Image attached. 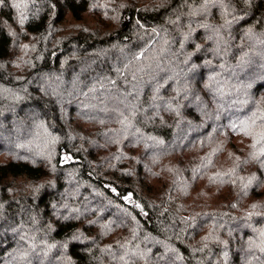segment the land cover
Segmentation results:
<instances>
[{
    "label": "trees",
    "instance_id": "16d2710c",
    "mask_svg": "<svg viewBox=\"0 0 264 264\" xmlns=\"http://www.w3.org/2000/svg\"><path fill=\"white\" fill-rule=\"evenodd\" d=\"M254 112L264 0H0V264H264Z\"/></svg>",
    "mask_w": 264,
    "mask_h": 264
},
{
    "label": "snow or ice",
    "instance_id": "6c2138e0",
    "mask_svg": "<svg viewBox=\"0 0 264 264\" xmlns=\"http://www.w3.org/2000/svg\"><path fill=\"white\" fill-rule=\"evenodd\" d=\"M213 2H215V0H213ZM257 121H260L259 125H257ZM240 125L242 126L245 134L248 135L253 134V131H250V129L255 130V128L258 127L259 131H255V137L257 138V143H259L260 140H264V112H254L252 116L248 118V120L241 121ZM255 146L256 145L253 144V147ZM261 153L264 154V148L261 149ZM261 237H264V232H261ZM261 250L264 251V247H262Z\"/></svg>",
    "mask_w": 264,
    "mask_h": 264
}]
</instances>
